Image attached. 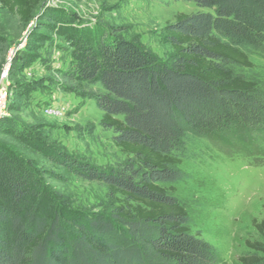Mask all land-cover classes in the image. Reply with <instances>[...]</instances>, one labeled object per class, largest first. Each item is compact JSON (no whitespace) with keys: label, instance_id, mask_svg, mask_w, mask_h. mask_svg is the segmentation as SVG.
<instances>
[{"label":"trees","instance_id":"16d2710c","mask_svg":"<svg viewBox=\"0 0 264 264\" xmlns=\"http://www.w3.org/2000/svg\"><path fill=\"white\" fill-rule=\"evenodd\" d=\"M181 1L204 11L178 14L164 28L172 51L167 60L134 40L86 36L55 28L56 14L42 17V25L72 44L74 64L58 71V88L92 100L99 125L112 131L125 160L107 169L60 161L101 183L117 204L107 216L75 218L42 211L32 166L4 157L0 264H219L215 247L191 231L185 207L166 185L185 178L179 165L188 137L213 141L229 132L254 143L262 135L264 94L232 68H252L242 49L264 50V0ZM42 2L0 0L24 24ZM4 53L0 44V58ZM21 59L14 58L11 70ZM253 227L264 239V220ZM245 244L252 254L239 261L264 264V244Z\"/></svg>","mask_w":264,"mask_h":264},{"label":"rangeland","instance_id":"374dc122","mask_svg":"<svg viewBox=\"0 0 264 264\" xmlns=\"http://www.w3.org/2000/svg\"><path fill=\"white\" fill-rule=\"evenodd\" d=\"M204 11L181 0H43L27 24L0 4V44L11 55L5 114L0 118V165L4 157L32 166L31 178L42 192V211L81 215H109L117 206L99 182H90L60 161L86 163L107 169L124 162L104 130L101 112L92 100L58 88V71L73 67L67 36L42 25V17L58 15L55 28L79 30L86 36L105 34L134 40L161 60L172 54L164 28L178 14ZM41 20V21H40ZM69 23V26H65ZM60 25V26H58ZM252 68H232L264 94V50L242 49ZM179 168L181 181L167 184L185 207L189 228L213 245L219 264H242L252 254L246 241L264 239L253 221L264 220V131L258 141L242 143L232 133L207 141L185 139ZM0 187V197L4 199Z\"/></svg>","mask_w":264,"mask_h":264},{"label":"built area","instance_id":"2783aa9c","mask_svg":"<svg viewBox=\"0 0 264 264\" xmlns=\"http://www.w3.org/2000/svg\"><path fill=\"white\" fill-rule=\"evenodd\" d=\"M12 64L11 55L6 58L0 69V118L5 114L6 100L8 94L9 83L4 79L7 77L9 68Z\"/></svg>","mask_w":264,"mask_h":264}]
</instances>
